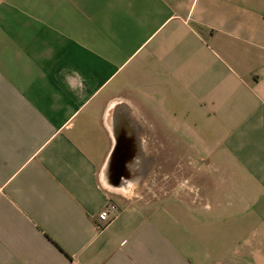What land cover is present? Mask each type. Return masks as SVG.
Masks as SVG:
<instances>
[{
  "label": "crops",
  "instance_id": "obj_1",
  "mask_svg": "<svg viewBox=\"0 0 264 264\" xmlns=\"http://www.w3.org/2000/svg\"><path fill=\"white\" fill-rule=\"evenodd\" d=\"M0 264H264V0H0Z\"/></svg>",
  "mask_w": 264,
  "mask_h": 264
},
{
  "label": "rangeland",
  "instance_id": "obj_2",
  "mask_svg": "<svg viewBox=\"0 0 264 264\" xmlns=\"http://www.w3.org/2000/svg\"><path fill=\"white\" fill-rule=\"evenodd\" d=\"M164 154H166V157L169 156L168 152H165ZM162 159H163V157H162ZM166 159H168V158H166ZM170 171H171V168L169 167V161H167V162L163 161L161 169L158 168V170H156V172H154L155 176L152 175V178L155 177L156 181L153 182L152 184H147L146 186H142V189L138 192L139 194H137V195L143 197V194L149 195L152 193L167 191L169 188V185H170L169 184L170 183V177H171ZM144 187H146V188H144ZM132 192L136 193V191H134V190ZM135 193L129 194L128 196H132L133 194L135 195ZM136 196H132V197H136Z\"/></svg>",
  "mask_w": 264,
  "mask_h": 264
},
{
  "label": "built area",
  "instance_id": "obj_3",
  "mask_svg": "<svg viewBox=\"0 0 264 264\" xmlns=\"http://www.w3.org/2000/svg\"><path fill=\"white\" fill-rule=\"evenodd\" d=\"M115 207L114 205H107L105 206V208H103L99 214H98V218L101 220V221H108L109 220V212L110 210H113Z\"/></svg>",
  "mask_w": 264,
  "mask_h": 264
}]
</instances>
